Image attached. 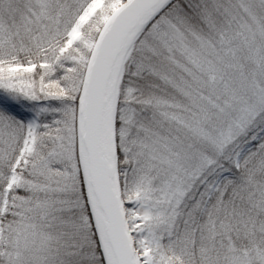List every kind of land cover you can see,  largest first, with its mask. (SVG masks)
Returning <instances> with one entry per match:
<instances>
[{"label": "snow or ice", "instance_id": "snow-or-ice-1", "mask_svg": "<svg viewBox=\"0 0 264 264\" xmlns=\"http://www.w3.org/2000/svg\"><path fill=\"white\" fill-rule=\"evenodd\" d=\"M0 264H264V0H0Z\"/></svg>", "mask_w": 264, "mask_h": 264}]
</instances>
